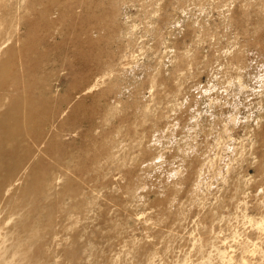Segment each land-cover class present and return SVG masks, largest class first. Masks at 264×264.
I'll return each mask as SVG.
<instances>
[{
  "label": "rangeland",
  "instance_id": "obj_1",
  "mask_svg": "<svg viewBox=\"0 0 264 264\" xmlns=\"http://www.w3.org/2000/svg\"><path fill=\"white\" fill-rule=\"evenodd\" d=\"M0 65V264H264V0H0Z\"/></svg>",
  "mask_w": 264,
  "mask_h": 264
},
{
  "label": "bare ground",
  "instance_id": "obj_2",
  "mask_svg": "<svg viewBox=\"0 0 264 264\" xmlns=\"http://www.w3.org/2000/svg\"><path fill=\"white\" fill-rule=\"evenodd\" d=\"M1 69H3V68H1ZM27 194H28V196H31L34 194V192L30 191V192H27ZM35 195H36V192H35ZM13 196H14V192L11 194L5 195L3 197H4V199L9 200ZM23 200L25 202H27V197L25 196ZM22 205H24V203H20L19 206H22ZM25 207H26V205L22 209V213H21L22 217L21 218H19V219L13 218L10 221V227L12 228V231L14 234H17L18 232L25 230L30 225L31 217L25 213ZM29 214H30V212H29Z\"/></svg>",
  "mask_w": 264,
  "mask_h": 264
}]
</instances>
